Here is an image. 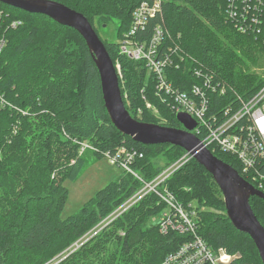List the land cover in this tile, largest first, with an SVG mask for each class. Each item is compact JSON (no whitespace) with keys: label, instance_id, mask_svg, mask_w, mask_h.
<instances>
[{"label":"trees","instance_id":"trees-1","mask_svg":"<svg viewBox=\"0 0 264 264\" xmlns=\"http://www.w3.org/2000/svg\"><path fill=\"white\" fill-rule=\"evenodd\" d=\"M65 1L88 18L95 30L96 17L105 18L106 23L118 18L122 35L142 0ZM227 8L228 0H168L163 14L151 18L137 38L150 41L157 26L165 28L163 49L171 45L184 55L179 69L167 70L174 86L189 92L194 84H202V78L193 74L196 67L202 76L215 75L227 84L226 96L210 93L214 106L238 107L236 95L249 98L264 85V79L247 73L249 64L257 63L264 50V24L260 37L246 33L228 17ZM14 21L21 25L11 27ZM0 24L7 41L0 54V264H160L189 236L162 234L151 223L164 208L155 194L147 195L80 247L67 251L142 185L124 173L78 214L63 218L69 198L64 183L76 181L83 173V143L98 155L122 146L140 149L144 157L135 161L134 168L147 181L186 151L168 144L146 146L114 127L104 105L100 75L76 30L1 1ZM101 40L113 62L121 65L120 87L132 117L183 128L156 95L155 80L145 63L120 55V42ZM157 155L166 162L162 168L155 166ZM217 156L238 167L232 157ZM168 186L186 209L198 205L197 231L213 251L224 249L233 257L232 264H262L252 239L228 219L223 195L212 176L194 158L173 174ZM250 203L264 226V200L252 197Z\"/></svg>","mask_w":264,"mask_h":264},{"label":"built area","instance_id":"built-area-1","mask_svg":"<svg viewBox=\"0 0 264 264\" xmlns=\"http://www.w3.org/2000/svg\"><path fill=\"white\" fill-rule=\"evenodd\" d=\"M167 1H141L139 7L133 10L130 28L124 32L123 40L120 41L119 54L133 61L144 62L148 73L155 80L156 95L160 101L166 104L176 117L180 113L191 116L197 123L192 133L200 139L202 145L217 158V153L232 157L238 164L237 168L223 161L237 170L255 189L264 193V85L249 98L236 95L238 107L233 104L226 107L214 106L210 93L226 96L227 84L216 80L215 75L202 76L201 71L194 67L193 74L202 78V84H194L189 92L177 89L170 81L167 70L179 69L184 55L171 45H167L166 50L163 49L166 29L157 26L150 41L137 38V33L144 31L151 18L163 14ZM227 15L240 30L258 37L263 35L261 26L264 24V0H228ZM19 25L21 21H14L11 27L16 28ZM2 33L3 27L0 24V54L7 43ZM115 67L121 77L120 63L116 62ZM146 106L153 109L148 102ZM141 113L139 110L138 114ZM89 149L90 145L83 143L81 154ZM104 155L110 157L113 164L122 167L125 173L137 179L142 186L128 201L126 200L124 206L116 209L119 214L115 215L112 221H105L102 229L147 195L155 194L164 208L152 217L151 223L158 227L162 234L175 232L189 236L182 246L170 252L160 264H232L231 255L224 249L213 251L199 235L194 221L196 211L193 205H190V210L186 209L169 189V179L189 161L187 157L192 158L189 153L186 152L183 157L166 167L152 181H147L134 168L135 161L144 157V152L140 149L122 146L115 152H107Z\"/></svg>","mask_w":264,"mask_h":264},{"label":"water","instance_id":"water-1","mask_svg":"<svg viewBox=\"0 0 264 264\" xmlns=\"http://www.w3.org/2000/svg\"><path fill=\"white\" fill-rule=\"evenodd\" d=\"M29 13L44 14L62 26L73 28L85 40L100 75L104 105L114 127L135 142L146 145H172L189 153L212 176L220 189L226 215L234 228L254 242L264 264V226L251 206V198L264 200V193L245 181L233 167L214 156L192 131L197 123L191 116L177 115L182 129L145 123L133 118L127 110L120 79L104 42L93 25L80 12L52 0H0Z\"/></svg>","mask_w":264,"mask_h":264},{"label":"rangeland","instance_id":"rangeland-1","mask_svg":"<svg viewBox=\"0 0 264 264\" xmlns=\"http://www.w3.org/2000/svg\"><path fill=\"white\" fill-rule=\"evenodd\" d=\"M52 1H56L66 5L65 0ZM108 20L109 22L106 23L105 18L96 17L94 19L93 24L97 28V33L100 38H102L105 42L119 43L123 40L124 34L123 32V34L121 35L122 32H120L119 30L120 21L116 17H111ZM259 54L260 58L258 62L255 64L251 62L249 64V71L247 70V73L254 75L255 78L264 79V50H262ZM115 64L116 62H114V65ZM160 122L162 123L164 121H158V124ZM161 123L160 125H162ZM100 155V153L98 155L97 152L93 151L92 148L87 150L84 153V159L86 163L81 176L74 182L71 180L65 181L64 185L69 191V198L62 215L63 218H68L70 216L78 214V212L82 209L83 205L89 202L90 199L93 198L100 190L105 188L111 182L119 180L121 176L125 173V170L122 167H119L117 164H113L110 161V157H107L106 155H101L102 157H100ZM157 159L160 160L159 163H157ZM154 160L156 161L155 166L162 168L166 164V162L162 159L161 155H157ZM187 160L190 159H188L187 157ZM127 201L123 202L121 206H124ZM191 205H193L194 208L198 206L195 203ZM117 214H119V210H114L109 216H107L108 218L106 217V220H102V223L95 227L85 237L74 243L72 247H70L67 251H73L76 248L80 247L86 241L90 240L94 235H96L102 230V225L105 221H112V219Z\"/></svg>","mask_w":264,"mask_h":264}]
</instances>
